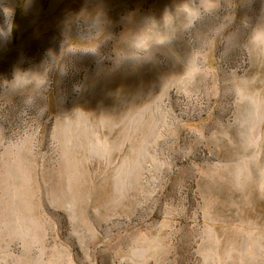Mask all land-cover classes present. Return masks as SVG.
Returning a JSON list of instances; mask_svg holds the SVG:
<instances>
[{"label": "rangeland", "instance_id": "obj_1", "mask_svg": "<svg viewBox=\"0 0 264 264\" xmlns=\"http://www.w3.org/2000/svg\"><path fill=\"white\" fill-rule=\"evenodd\" d=\"M0 264H264V0H0Z\"/></svg>", "mask_w": 264, "mask_h": 264}]
</instances>
